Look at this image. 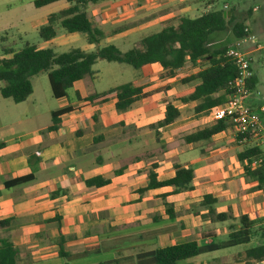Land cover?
Instances as JSON below:
<instances>
[{
    "label": "crops",
    "instance_id": "1",
    "mask_svg": "<svg viewBox=\"0 0 264 264\" xmlns=\"http://www.w3.org/2000/svg\"><path fill=\"white\" fill-rule=\"evenodd\" d=\"M212 1L98 0L88 6L87 14L93 26L105 34L100 44L91 45L85 35L69 34L59 27L57 38L44 41L38 49L64 53L57 50L94 52L110 45L140 48L142 39L168 25L178 26L183 17L195 19L210 11L225 10L226 6L228 16L243 21L264 46L261 6ZM221 1L223 6L218 7ZM57 3L61 8L55 13L70 7L65 1ZM49 16L32 24L30 30L39 34ZM68 38L81 41L62 43ZM212 39L214 49H229L242 40L231 31L214 34ZM242 46L252 58L248 105L264 123V52L250 40ZM118 49L123 53L132 50ZM97 64L94 75L76 82L68 97L55 99L51 93L54 101L47 111L49 119H43L33 81V95L24 103L5 99L0 92V221H10L7 229L0 230V238L11 241L19 250L18 264H155L159 248L189 241L199 246L209 242L208 254H215L213 257L223 264H244L246 258L238 260L240 254L264 245V184L259 189L258 182L247 177V163L238 158L246 148L245 142L240 141L233 126L210 140H184L219 121L216 107L196 113L199 102L182 101L199 83L186 80L196 76L203 64L188 62L173 78L163 77L165 71L160 64L136 70L128 83L143 92L141 99L125 111L117 110V99L100 105L88 101L95 94L128 84L96 92ZM169 103L179 110L180 118L153 129L165 119ZM66 109L70 111L61 117L58 129L49 130L52 114ZM260 148L264 153V146ZM154 165L161 182L176 176V166H191L194 189L174 194L173 187H164L140 193L148 186ZM23 178L30 179L12 184ZM96 178L110 183L89 187L87 182ZM206 196L217 201V214H229L232 219L213 222L205 218L209 210L201 203ZM166 204L171 205L176 218H169ZM243 216L256 223L254 235L241 242L215 243L214 239L229 236L233 225L238 224V230ZM229 244L248 246L235 254L221 253ZM61 251L67 256L63 257ZM231 259L235 261L231 263Z\"/></svg>",
    "mask_w": 264,
    "mask_h": 264
},
{
    "label": "trees",
    "instance_id": "2",
    "mask_svg": "<svg viewBox=\"0 0 264 264\" xmlns=\"http://www.w3.org/2000/svg\"><path fill=\"white\" fill-rule=\"evenodd\" d=\"M65 1L70 7L58 13L51 14L48 21L39 30V37L45 42L57 38L62 28L69 34H83L87 37L89 44L98 45L104 39V32L93 26L87 14L90 4L98 0H35L34 6L37 9L44 8L51 4ZM216 1L213 0L212 3ZM234 8L231 12H234ZM245 23L235 16H228L225 10L210 11L202 16L191 19L183 17L178 26L168 25L163 30L141 41L140 48H134L128 52H121L116 46L98 48L94 52H86L81 49H72L68 52L58 53L53 49H38L34 45L24 44L23 48L16 51L10 47L0 44V83H4L0 92L3 98L11 99L16 104L26 102L34 92L32 79L41 74H47L55 99L68 97L70 90L78 81L87 76H93V67L98 61L103 60L109 63L125 64L134 70H141L145 66L160 64L165 73L163 77L173 78L177 72L184 68L187 63L197 65L203 64L202 70L186 81H199L194 92L183 102H199L195 108L196 113L215 108L226 102L230 87L229 83L234 80L238 71L233 60L226 56L228 47L213 48L212 37L217 33L231 31L235 38L246 37ZM4 41V39H3ZM249 81V87H250ZM143 89L136 88L128 83L101 94H95L88 98L93 105H100L117 99L116 108L125 111L141 99ZM217 94H222L217 96ZM69 109L54 112L52 114L53 125L51 131L58 129L61 117L69 112ZM181 114L171 103L167 105L165 119L154 125L153 129H159L173 124L180 118ZM232 124L229 120H219L215 125L206 127L184 138L187 143H197L210 140ZM240 141L245 137L238 136ZM246 148L238 155L241 162H246V175L251 180L258 182L261 189L264 184V166L257 169L252 168L253 161L264 155L260 147L254 146L249 140L245 142ZM156 165L149 174V184L140 193L151 189L173 187L174 194L189 192L194 189L195 173L191 166H176V176L168 181L161 182L155 173ZM119 171L117 174H120ZM30 178L19 179L12 184L25 182ZM110 183L109 180L96 178L87 182L89 187H102ZM10 186V185H8ZM166 199V196L163 197ZM217 201L206 196L201 203L202 207L209 210L205 218H211L213 222H225L231 220L229 214H217L214 206ZM167 214L172 220L176 215L171 205L166 204ZM239 229L236 225L231 227L232 233L229 239L236 243L250 238L256 232L255 224L248 217L239 219ZM10 221H0V230L7 229ZM264 238V230L262 233ZM201 254L200 246L195 241L159 248L155 254V264H193L190 261ZM61 255L66 257L63 251ZM19 250L9 240L0 238V264H18ZM245 257L244 264L264 261V245L256 247L240 254L238 260Z\"/></svg>",
    "mask_w": 264,
    "mask_h": 264
},
{
    "label": "rangeland",
    "instance_id": "3",
    "mask_svg": "<svg viewBox=\"0 0 264 264\" xmlns=\"http://www.w3.org/2000/svg\"><path fill=\"white\" fill-rule=\"evenodd\" d=\"M35 0H0V44L5 47H10L16 51L23 48L25 43H29L30 45H34L36 47L44 46L45 42L41 40L37 31H31L30 28L32 24H39L46 19L52 13L59 11L61 5L59 3L47 6L42 9H37L34 6ZM224 1V0H223ZM223 1H221L220 6H223ZM232 2L240 3L243 5H247V2L251 4L261 6V10L264 11V0H232ZM217 7V8H218ZM80 35V34H79ZM4 39V41H3ZM81 40L80 38H68L66 41L62 43H73L77 44ZM263 44V43H261ZM70 45V44H69ZM84 45H87V42H84ZM74 48H83L82 45L76 46ZM118 46V45H117ZM68 46H66L67 48ZM122 51H128L130 49L135 48L131 47H123L118 46ZM61 52L69 51V49H61L57 50ZM95 71H98V77L94 85L96 92H102L109 88H112L117 85L125 84L131 82L134 79V76L138 71L134 70L132 67L125 64L118 63H109L103 60H100L97 66L94 68ZM34 86L36 87L37 95L40 97V107L42 109L43 119H49V114L47 111L52 107L51 98V85L50 80L47 74H41L32 79ZM4 86V83H0V87ZM49 97L47 96V94ZM215 243L227 242L231 241L229 236L227 237H219L217 240L214 239ZM209 242L205 241L200 243L201 254L198 258H194L192 261L193 264H200L204 262L205 264H213V261L216 264H223L220 259H215L213 256H210V253L207 250ZM231 245V247H230ZM248 245L239 244L235 247H232V244H229V247L226 250H223L221 253H238L245 249ZM212 252V251H211ZM225 259V258H223ZM231 263L235 260L231 259ZM224 263L227 260H223Z\"/></svg>",
    "mask_w": 264,
    "mask_h": 264
},
{
    "label": "built area",
    "instance_id": "4",
    "mask_svg": "<svg viewBox=\"0 0 264 264\" xmlns=\"http://www.w3.org/2000/svg\"><path fill=\"white\" fill-rule=\"evenodd\" d=\"M225 10H228V6L225 7ZM245 33L247 35L241 40V43L230 47L226 52V56L233 60L238 75L229 83L230 93L226 102L216 107V118L217 120H229L236 135L245 137L241 142L249 140L254 146L263 147L264 123L261 117L248 105V99L251 96L249 81L253 77L252 58L242 45L250 40L257 50L263 52L264 46L259 45L248 28L245 29ZM261 110L264 112V107ZM261 166H264V155L256 158L252 164L253 169Z\"/></svg>",
    "mask_w": 264,
    "mask_h": 264
}]
</instances>
